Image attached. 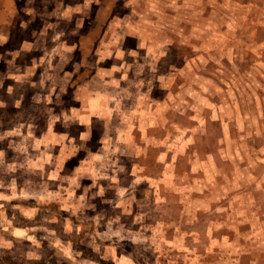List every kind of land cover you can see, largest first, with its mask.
<instances>
[{"label":"rangeland","instance_id":"rangeland-1","mask_svg":"<svg viewBox=\"0 0 264 264\" xmlns=\"http://www.w3.org/2000/svg\"><path fill=\"white\" fill-rule=\"evenodd\" d=\"M0 264H264V0H0Z\"/></svg>","mask_w":264,"mask_h":264}]
</instances>
